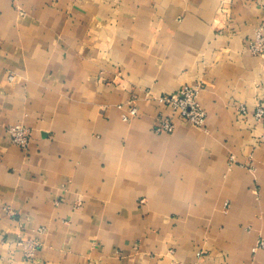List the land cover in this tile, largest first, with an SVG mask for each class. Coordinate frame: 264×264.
Wrapping results in <instances>:
<instances>
[{"label": "crops", "instance_id": "obj_1", "mask_svg": "<svg viewBox=\"0 0 264 264\" xmlns=\"http://www.w3.org/2000/svg\"><path fill=\"white\" fill-rule=\"evenodd\" d=\"M263 24L264 0H0V264H264ZM184 84L206 128L156 134L145 93Z\"/></svg>", "mask_w": 264, "mask_h": 264}, {"label": "built area", "instance_id": "obj_2", "mask_svg": "<svg viewBox=\"0 0 264 264\" xmlns=\"http://www.w3.org/2000/svg\"><path fill=\"white\" fill-rule=\"evenodd\" d=\"M248 51L251 56L259 57L264 55V24L259 26L253 39L248 44ZM13 75L8 76V81L12 82ZM202 90L200 84H184L177 92L171 94L153 95L150 92L145 93V99L154 101L159 106L166 108L168 114L165 117L158 118L154 126L156 134H172L176 128V120L184 121L189 125L204 129L207 124V114L199 102V94ZM238 112L241 115L246 114L247 108L244 105H238ZM138 116L137 106L131 101L130 106L121 115L123 122H129ZM253 116L256 123L261 124L263 132L259 137V142L264 145V107L259 103L253 110ZM7 134L13 146L20 150L26 151L31 142V133L28 127L23 124H14L7 127ZM234 157L231 156L229 161L234 163ZM230 164V165H231ZM11 214V212H8ZM41 234L45 232L44 228L39 230ZM18 246L21 248L26 258H33V253L37 247L41 246L40 241L26 240L20 238ZM259 246L264 247V243ZM200 254H198L199 256Z\"/></svg>", "mask_w": 264, "mask_h": 264}]
</instances>
